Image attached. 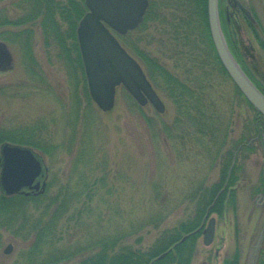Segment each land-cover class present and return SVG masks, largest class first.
Instances as JSON below:
<instances>
[{
	"label": "rangeland",
	"instance_id": "1",
	"mask_svg": "<svg viewBox=\"0 0 264 264\" xmlns=\"http://www.w3.org/2000/svg\"><path fill=\"white\" fill-rule=\"evenodd\" d=\"M13 1H0V19L21 16V5ZM154 1L159 6L152 10V18L121 43L145 72L140 53L157 58L183 81L196 84L198 79L207 85L198 92L214 106L217 131L213 138L198 133L197 126L184 119L177 122L171 91L158 77L151 82L165 103L163 114L151 104L140 106L122 86L112 111H101L93 101L90 106L83 73L68 69L66 61L57 58L55 47L44 45L42 32L35 26L34 65L21 41L7 37L13 62L0 73V130L34 132L35 141L50 148L47 154L36 149L49 168L47 197L56 196L62 187H69L70 193L81 192L80 199L73 200V216L65 224L69 229L60 240L73 248L94 238L119 237V246L147 250L161 231L199 215L195 196L199 184L218 181L225 153L238 147L236 178L230 180L236 189L234 198L221 214H214L213 243L204 245L199 233L192 264H225L236 255L239 264H264V206H257L254 194L264 176L263 133L255 134L252 151L249 144L245 146L254 109L221 71L210 45L205 41L195 49L197 44L177 39L172 25L180 13ZM239 1L259 22L264 40V0ZM8 28L17 31L15 26ZM235 32L246 63L264 85V49L246 22ZM33 210L30 205L29 211ZM207 210L208 205L200 224ZM30 244L32 238L25 240L0 229V264L21 260ZM9 245L12 251L6 254Z\"/></svg>",
	"mask_w": 264,
	"mask_h": 264
},
{
	"label": "trees",
	"instance_id": "2",
	"mask_svg": "<svg viewBox=\"0 0 264 264\" xmlns=\"http://www.w3.org/2000/svg\"><path fill=\"white\" fill-rule=\"evenodd\" d=\"M25 1L28 3L26 4V8H28L26 12L32 16L41 17L43 37L46 43H53L54 46L52 45V47L56 49L57 58L66 61L68 69L74 70V74L79 72V69L83 73L85 92L90 104L92 100L86 85L76 36L78 22L87 11L85 0ZM159 2H163V6L175 8L180 13L172 25L177 39L183 40L186 45L197 44L194 46L195 49H199V44L206 41L210 45L213 57L220 66L221 71L229 76L219 59L212 41L207 13L208 0H160ZM157 6L159 4L151 0L145 20L137 30L152 18V10L155 7L157 8ZM221 16L223 29L232 52L245 72L264 92V85L257 77L258 73L254 72L253 68L245 61V55L235 28L228 26L222 13ZM246 23L252 28L259 44L264 49V40L259 32V28L260 31L263 29L259 22L256 20L254 23L246 19ZM2 24L3 21L0 19V25ZM63 25H65V29L62 27ZM137 30L128 33V35L133 34ZM9 34L15 37L12 41H20L17 31H10ZM119 37L120 39L125 38V36ZM0 38L9 41L2 34H0ZM26 40H28V36ZM21 45L30 63L32 65L36 64L35 58L29 51L27 42L21 40ZM140 54L146 64L145 66H147L146 72L149 79L152 81L156 77L161 78L171 91V96L174 99L179 115L177 122L180 123L184 119L192 126L196 125L198 133L209 137L212 135L213 138L217 131L214 106L208 100L203 99L202 92H198L199 90L204 91L207 85L201 83L198 79H196V84L183 81L171 73L157 58L149 54ZM235 88L237 94L254 109L236 85ZM254 112L255 117L248 128L247 143L249 145L247 148L250 151L253 150L254 137H257L260 132L264 134V116L255 109ZM33 133L23 129L0 130V145L7 141L30 146L40 150L43 154L51 151L50 148H46L45 145L41 146L39 142L35 141ZM233 148L224 155L221 183L217 186H221L229 176L232 181H234L233 178H236L235 173L238 166L234 161L236 160L235 153L238 151V147L236 148L235 146L236 149ZM218 152H220L219 149ZM80 158L82 159L83 157L79 156V161H81ZM262 182L264 183V176ZM69 189V187L60 188L54 197H47L46 194L49 189H47L45 194L37 197H26L23 195L6 196L0 192V229L10 230L16 236H22L25 240L32 238V244L21 253V260L19 259L13 264H192L200 233L197 228L200 225V218L207 206L206 204L199 205V215L194 219L188 220L172 229L161 231L156 241L145 251L126 245L119 246V237L94 238L88 240L87 243L78 244L79 246L75 245L73 248L69 247L68 244L63 246L60 241L62 234L69 229L65 227V224H68L73 216L70 214L71 207H75L73 200L78 201L81 197V192L70 193ZM225 195L226 193L220 197L212 211H217L220 214L223 212L224 206L219 204ZM44 200L47 201L46 204H43ZM30 205L34 209L33 211H29ZM185 235H188V238L181 242ZM171 248L173 249L164 258L156 259ZM225 264H239L238 255L231 260H227Z\"/></svg>",
	"mask_w": 264,
	"mask_h": 264
},
{
	"label": "water",
	"instance_id": "3",
	"mask_svg": "<svg viewBox=\"0 0 264 264\" xmlns=\"http://www.w3.org/2000/svg\"><path fill=\"white\" fill-rule=\"evenodd\" d=\"M239 4H241L239 2ZM87 12L79 21L77 39L92 101L103 112L116 103L117 89L123 86L140 106L151 104L160 114L166 106L143 67L116 36L136 30L144 21L150 0H85ZM242 6V5H241ZM249 18L251 13L242 6ZM208 22L213 44L226 72L237 88L264 116V93L244 71L233 55L221 22L220 0H208ZM7 45L0 41V72L12 66ZM49 168L44 157L29 146L4 142L0 146V191L2 194L39 196L48 185ZM215 218L204 229V245L215 235ZM188 238L185 235L181 242ZM173 248L157 257L164 258ZM12 246L6 250L11 252Z\"/></svg>",
	"mask_w": 264,
	"mask_h": 264
},
{
	"label": "flooded vegetation",
	"instance_id": "4",
	"mask_svg": "<svg viewBox=\"0 0 264 264\" xmlns=\"http://www.w3.org/2000/svg\"><path fill=\"white\" fill-rule=\"evenodd\" d=\"M0 1H5V0H0ZM239 2H240L239 0H226V1L222 0L221 13L224 16V19L227 22L228 26H230V27H234V28L239 27L240 28L241 24L243 22H246V19H249V17L244 12V10L241 6L242 3L240 2L241 4H239ZM16 4L21 5L22 10H23V11L21 10L22 14H21V16L16 18L17 21H16V19H9L8 17H2L3 24L0 25V28L2 29L1 34L5 33L4 35H6V36H4V38H7L8 36L11 35V34H9V32L12 31L8 27L10 25L17 27V32H18V35L20 36V41L22 40L24 42H27V45L29 46V51L32 53V55L34 57V43H33V38H32V36L34 35L33 34L34 29L33 28H34V26L39 27L41 32H42L41 17L40 16H32L30 13L26 12V9H27L26 4H28V3L25 0H16ZM20 33H22V34H20ZM25 34L28 36V40H26L27 36L24 37ZM0 40H2L5 43H8L7 40L1 39V38H0ZM44 43H45L44 44L45 46H52L53 45L51 43H49V44L46 43L45 39H44ZM247 145H248V143L245 144V146H247ZM235 155H236V153H235ZM221 176H220L218 181H216L214 184H212L210 186L205 185V183H203V184L200 183L199 188L195 193V196L198 198L199 205L200 204L208 205V210H207L201 224L197 228V231H199L201 233V236H204L203 231L208 226L210 218H213V217L216 218V216H214V214H216V215L219 214L217 211L211 212V210L217 204L220 197L226 193V195L223 199L224 201L222 200L221 203L219 204L220 206L221 205L226 206L227 203H229V201L234 196L233 191L236 192L235 187L232 186L230 183V180H231L230 176L226 179V181L223 184H221V186H217L218 184L221 183ZM260 178H261L260 180H262L263 177H260ZM254 194L256 196L255 200H256L257 206L263 207L264 206V183L262 181H260L259 186L256 188V190H254ZM235 197H236V195H235ZM216 224H217V220H216ZM6 250H5V253L8 254L6 252Z\"/></svg>",
	"mask_w": 264,
	"mask_h": 264
}]
</instances>
